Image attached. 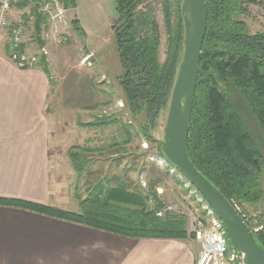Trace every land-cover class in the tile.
<instances>
[{
    "label": "trees",
    "instance_id": "obj_1",
    "mask_svg": "<svg viewBox=\"0 0 264 264\" xmlns=\"http://www.w3.org/2000/svg\"><path fill=\"white\" fill-rule=\"evenodd\" d=\"M63 1L66 6L75 4V0ZM144 1L114 0L116 17L111 29L122 71L119 85L136 124V135L156 143L158 156L167 164L165 176L184 183L204 200L188 177L163 156L162 131L160 137L155 134L165 120L182 58V0H175L174 10L169 1H163L166 46L162 60L158 23L152 10L143 7ZM249 3L260 4L258 0H205L206 31L186 141L192 165L236 209V204L255 203L263 194L260 179L264 175V145L254 136L255 130L247 116L264 144V30L251 33L244 21L236 19L237 15L245 13ZM18 6L22 8L23 1ZM34 15L33 38L37 47H42L46 17ZM71 24L75 31L82 33L77 19ZM39 63L47 71L46 56L41 55ZM128 140L127 137L124 141ZM83 150L84 147L76 146L68 153L78 175L89 163ZM110 182L108 179L90 185L86 197L78 201L77 211L15 199L0 198V204L131 238L184 239L191 235L187 232L185 218L174 210L165 209L161 216L156 215L165 208L156 195L158 181H150L146 189L133 185L130 188L123 180L113 185ZM152 197L153 208L149 207ZM247 225L264 249V225L258 232Z\"/></svg>",
    "mask_w": 264,
    "mask_h": 264
},
{
    "label": "rangeland",
    "instance_id": "obj_2",
    "mask_svg": "<svg viewBox=\"0 0 264 264\" xmlns=\"http://www.w3.org/2000/svg\"><path fill=\"white\" fill-rule=\"evenodd\" d=\"M163 1L145 0L143 3L145 9L152 10L158 23L160 60L164 57L166 46ZM167 1L174 10L175 0ZM258 1L260 4H247L245 13L236 16V19L246 23L251 33L264 30V0ZM115 17L114 0H75L74 5L68 6V26L61 30L64 40L57 43L51 38V32L48 36L41 35L46 44L63 48L65 59L71 61L52 105L57 118L51 130L56 141V146L52 147L54 206L77 211L78 201L88 194L87 188L98 181L103 183L110 179L113 185L123 180L130 188L137 186L142 189L148 188L150 181H158V199L165 207L185 218L187 232L191 234L177 240L193 238V221L204 218L206 221L204 207L207 203L184 183L165 176L167 164L158 156L156 143H149L136 135V124L119 85L122 71L111 29ZM75 18L79 20L82 33L75 31L71 24ZM27 36L29 46H37L33 38V24L27 25ZM88 53L90 58L85 61ZM79 67L84 69L83 73ZM247 119L255 130L254 136L264 145L250 117L247 116ZM163 126L164 121L155 133L160 137L162 131V139ZM127 137L129 140L125 142ZM76 146L84 147L82 153L89 162L81 175L74 170L68 157L70 149ZM260 188L263 194L259 201L236 204L252 228L264 225V175L260 179ZM150 199L149 207L153 208L155 200L153 197ZM192 242L196 245L195 240ZM226 243L228 249L233 248L228 238Z\"/></svg>",
    "mask_w": 264,
    "mask_h": 264
},
{
    "label": "crops",
    "instance_id": "obj_3",
    "mask_svg": "<svg viewBox=\"0 0 264 264\" xmlns=\"http://www.w3.org/2000/svg\"><path fill=\"white\" fill-rule=\"evenodd\" d=\"M26 41L28 52L38 48ZM44 46L48 72L40 63L19 68L9 58L8 33L0 30V198L54 205L52 105L71 61L63 48ZM194 240L131 238L0 204V264H196Z\"/></svg>",
    "mask_w": 264,
    "mask_h": 264
},
{
    "label": "water",
    "instance_id": "obj_4",
    "mask_svg": "<svg viewBox=\"0 0 264 264\" xmlns=\"http://www.w3.org/2000/svg\"><path fill=\"white\" fill-rule=\"evenodd\" d=\"M184 47L170 94L164 120L161 152L181 170L222 222L231 244L240 250L248 264H264V249L256 242L251 229L237 209L190 162L187 136L198 62L206 31L205 0H182Z\"/></svg>",
    "mask_w": 264,
    "mask_h": 264
},
{
    "label": "built area",
    "instance_id": "obj_5",
    "mask_svg": "<svg viewBox=\"0 0 264 264\" xmlns=\"http://www.w3.org/2000/svg\"><path fill=\"white\" fill-rule=\"evenodd\" d=\"M23 1L24 6L19 10V16L13 18V10ZM68 6L63 0H0V30H5L9 35V58L19 68H29L39 64L41 55L46 56L48 51L43 45L36 52H28L27 46V25L29 18L34 14L46 17L47 28L45 35L49 32L52 39L57 43L64 40L61 30L68 26L66 14ZM85 56L84 60L89 59ZM90 64V62H87ZM165 207L158 210L156 215L161 216ZM206 221L195 219L192 224L193 237L199 242L200 250L196 264H248L244 254L232 246L228 249L226 243V231L220 219L208 206L204 207ZM262 226L252 228L255 232Z\"/></svg>",
    "mask_w": 264,
    "mask_h": 264
}]
</instances>
